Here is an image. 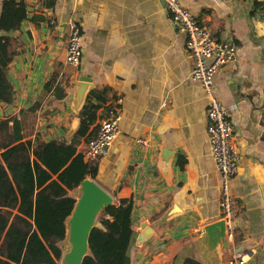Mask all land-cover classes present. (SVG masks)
<instances>
[{
    "label": "crops",
    "instance_id": "1",
    "mask_svg": "<svg viewBox=\"0 0 264 264\" xmlns=\"http://www.w3.org/2000/svg\"><path fill=\"white\" fill-rule=\"evenodd\" d=\"M25 1L29 17L10 34L17 43L8 70L14 100L0 104V121L18 120L24 141L70 142L80 127L73 110L77 83L91 79L96 90H108L98 129L123 98L119 135L99 160L97 178L87 180L115 205L133 201L132 264H184L190 258L228 264L238 254L246 256L245 264H264V0H181L217 41L237 49L236 60L214 76L213 93L231 113L238 159L230 185L234 238L217 247L204 230L221 220L220 174L207 134L209 99L191 79L186 36L165 2L58 0L54 9L42 10L39 0ZM72 20L82 29L77 69L65 63ZM52 77L65 89L62 100L46 90ZM87 144L83 140L79 151ZM70 194L78 203L81 186ZM143 224L152 230L144 243Z\"/></svg>",
    "mask_w": 264,
    "mask_h": 264
},
{
    "label": "trees",
    "instance_id": "2",
    "mask_svg": "<svg viewBox=\"0 0 264 264\" xmlns=\"http://www.w3.org/2000/svg\"><path fill=\"white\" fill-rule=\"evenodd\" d=\"M42 10L54 9L58 0H39ZM25 0H5L0 16V104H11L14 90L9 65L17 55L11 33L28 19ZM42 21L43 16L34 20ZM51 78L46 90L60 100L65 89ZM55 86V87H54ZM108 90L91 91L80 112V127L70 142L24 141L20 122L0 121V264H55L63 257L67 220L76 199L70 194L99 172V161L86 162L79 146L89 143L98 129L97 113L107 103ZM103 228H93L89 254L82 264H132L130 249L135 239L133 201L121 200L99 215ZM184 264H202L187 259Z\"/></svg>",
    "mask_w": 264,
    "mask_h": 264
},
{
    "label": "built area",
    "instance_id": "3",
    "mask_svg": "<svg viewBox=\"0 0 264 264\" xmlns=\"http://www.w3.org/2000/svg\"><path fill=\"white\" fill-rule=\"evenodd\" d=\"M177 28L186 36V49L193 58L191 79L198 82L209 99L207 111V134L211 145V155L216 162L221 185L220 212L226 222L227 240L234 238L232 221L235 217L234 199L230 185L238 172V159L235 146L234 126L230 111L214 95V76L218 69L234 62L236 46L229 42L217 41L211 31L202 26L195 15L183 6L181 0H163ZM54 26V21L50 22ZM82 61V29L72 20L68 24V48L65 63L79 68ZM123 98L118 97L101 122L96 136L87 144L83 152L86 162L99 161L108 155L117 139L121 120ZM144 144L143 140L138 141ZM246 256L238 254L228 264H245Z\"/></svg>",
    "mask_w": 264,
    "mask_h": 264
},
{
    "label": "water",
    "instance_id": "4",
    "mask_svg": "<svg viewBox=\"0 0 264 264\" xmlns=\"http://www.w3.org/2000/svg\"><path fill=\"white\" fill-rule=\"evenodd\" d=\"M94 89L91 79L80 78L73 105V110L79 115L86 104L89 93ZM81 192L82 195L68 223L67 236L69 234L72 244V250L66 257L69 264H82L84 257L89 254V237L92 229L103 228L101 223L97 222L100 213L106 207L114 204L111 196L93 181L82 182ZM142 229L145 233L140 240L144 243L151 238L152 230L146 224L142 225ZM204 230L209 235L214 247L223 246V242L227 238V226L223 219L208 225Z\"/></svg>",
    "mask_w": 264,
    "mask_h": 264
},
{
    "label": "rangeland",
    "instance_id": "5",
    "mask_svg": "<svg viewBox=\"0 0 264 264\" xmlns=\"http://www.w3.org/2000/svg\"><path fill=\"white\" fill-rule=\"evenodd\" d=\"M70 236L68 234L66 240L61 244V248H62V251H63V257L60 261H57L55 264H69L67 260V255H69V253L71 252L72 250V244L70 242Z\"/></svg>",
    "mask_w": 264,
    "mask_h": 264
}]
</instances>
